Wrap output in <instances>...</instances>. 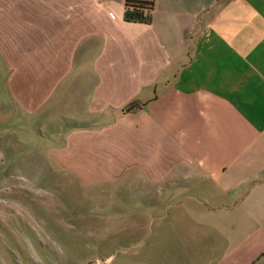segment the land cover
<instances>
[{"label":"crops","instance_id":"crops-1","mask_svg":"<svg viewBox=\"0 0 264 264\" xmlns=\"http://www.w3.org/2000/svg\"><path fill=\"white\" fill-rule=\"evenodd\" d=\"M151 1L0 0L4 117L132 220L113 264H264V0Z\"/></svg>","mask_w":264,"mask_h":264},{"label":"rangeland","instance_id":"rangeland-1","mask_svg":"<svg viewBox=\"0 0 264 264\" xmlns=\"http://www.w3.org/2000/svg\"><path fill=\"white\" fill-rule=\"evenodd\" d=\"M2 101L0 95V102ZM0 104V264H113L132 220L96 204L70 201L38 170L35 140L5 118ZM23 132V133H22ZM65 191V190H64ZM72 188V199L78 197ZM104 206L107 204H103ZM116 217H113L115 216Z\"/></svg>","mask_w":264,"mask_h":264},{"label":"trees","instance_id":"trees-1","mask_svg":"<svg viewBox=\"0 0 264 264\" xmlns=\"http://www.w3.org/2000/svg\"><path fill=\"white\" fill-rule=\"evenodd\" d=\"M152 8L151 0H125L123 16L127 21L149 23Z\"/></svg>","mask_w":264,"mask_h":264},{"label":"bare ground","instance_id":"bare-ground-1","mask_svg":"<svg viewBox=\"0 0 264 264\" xmlns=\"http://www.w3.org/2000/svg\"><path fill=\"white\" fill-rule=\"evenodd\" d=\"M101 264V263H100Z\"/></svg>","mask_w":264,"mask_h":264}]
</instances>
